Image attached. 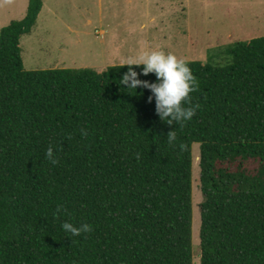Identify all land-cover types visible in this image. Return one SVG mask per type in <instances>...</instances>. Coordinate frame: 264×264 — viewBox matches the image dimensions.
Here are the masks:
<instances>
[{
    "label": "trees",
    "instance_id": "16d2710c",
    "mask_svg": "<svg viewBox=\"0 0 264 264\" xmlns=\"http://www.w3.org/2000/svg\"><path fill=\"white\" fill-rule=\"evenodd\" d=\"M44 1L0 30V264H192L194 143L199 264H264V36L187 61L200 108L169 126L148 89L119 84L127 66L24 70L19 41Z\"/></svg>",
    "mask_w": 264,
    "mask_h": 264
},
{
    "label": "rangeland",
    "instance_id": "374dc122",
    "mask_svg": "<svg viewBox=\"0 0 264 264\" xmlns=\"http://www.w3.org/2000/svg\"><path fill=\"white\" fill-rule=\"evenodd\" d=\"M28 0H0V30L25 16ZM264 36V0H46L20 38L26 71L107 67L162 50L205 63L210 52ZM192 151V264H199V145Z\"/></svg>",
    "mask_w": 264,
    "mask_h": 264
},
{
    "label": "clouds",
    "instance_id": "9594fccd",
    "mask_svg": "<svg viewBox=\"0 0 264 264\" xmlns=\"http://www.w3.org/2000/svg\"><path fill=\"white\" fill-rule=\"evenodd\" d=\"M6 2H10V0H6ZM124 66H127L128 70L119 80V84L126 85L127 89L130 90L148 89L151 92V95L148 96V102L151 103L155 98V111L161 121L169 126L175 123L182 127L183 122L190 121L196 115L200 105L191 104L190 93L199 89V83L185 59L178 58L172 53H165L162 50H144L123 58L119 67ZM133 66H143L142 71L138 73ZM149 74H155L156 82L139 78L141 75L148 76ZM185 104L189 106L185 107ZM80 131L83 137H87L86 129ZM176 140V131H169L167 133L168 144L174 146ZM179 147L182 151L187 148L183 143ZM45 155L53 165L59 163L51 146L46 150ZM67 211L63 205H57L54 215L59 219L60 215L66 214ZM62 228L72 236H80L82 233H89L93 230L92 226L87 223L77 227L72 223L64 222Z\"/></svg>",
    "mask_w": 264,
    "mask_h": 264
}]
</instances>
